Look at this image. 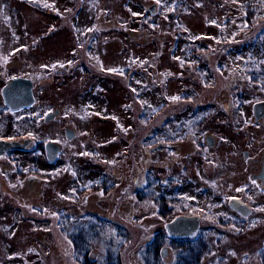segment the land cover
<instances>
[{
  "label": "rangeland",
  "instance_id": "rangeland-1",
  "mask_svg": "<svg viewBox=\"0 0 264 264\" xmlns=\"http://www.w3.org/2000/svg\"><path fill=\"white\" fill-rule=\"evenodd\" d=\"M242 1L0 0V49H19L17 70L49 76L39 98L65 114L44 125L18 121L43 139L56 137L62 154L51 165L39 151L22 152L0 168V264H78L65 233L78 227L88 231L96 264H146L162 218L138 193L208 202L225 164L241 162L246 143L264 132L253 110L264 90L231 79L264 64V20L245 29ZM101 16L106 23L95 33ZM76 57L91 62L88 72L80 66L60 79L61 65ZM183 132L197 140L212 134L215 146L204 157L185 156L196 142H174ZM77 192H86L79 204Z\"/></svg>",
  "mask_w": 264,
  "mask_h": 264
},
{
  "label": "flooded vegetation",
  "instance_id": "flooded-vegetation-1",
  "mask_svg": "<svg viewBox=\"0 0 264 264\" xmlns=\"http://www.w3.org/2000/svg\"><path fill=\"white\" fill-rule=\"evenodd\" d=\"M155 5L150 6L152 11H154ZM102 20L104 19L101 16L98 22L99 26L93 30L95 33L105 25L106 20L104 24ZM82 46L85 47V52L90 54V40H85ZM18 52L19 49L7 52L0 49V139L28 141V144L25 147L9 149L0 154V168H11L16 163L15 155L19 153H35L36 151L40 152L39 154L46 162L54 165L60 160L62 154V145L56 140L57 138L50 136L43 139L32 129L20 128L23 125L18 124V121L21 119L24 126L29 122L34 124L39 122L44 125L64 118V110L57 104L54 107L51 98L49 100L39 98L38 87L46 84L49 81V76L37 79L32 73L17 70L21 66L20 60L17 58ZM70 63L76 64V67L73 71H66L59 77L60 79L67 78L80 66L87 70V63L91 62L76 57L67 60L63 65L69 66ZM263 65L252 69L243 68L238 73L232 72L231 79L239 80L240 83L243 81L248 85L256 84L264 90L262 86L264 85ZM7 84L17 85L21 93H24L27 86L30 85L35 101L31 105H22L18 109H13L3 97V87ZM259 101H264V98L256 100L254 104ZM56 110H59L58 114L46 119L49 113ZM256 120L261 123L264 121V115ZM245 133H247V139L250 140L253 137V132ZM255 133L256 135L254 134L255 137L252 139L253 143L247 142L243 149L242 161L225 164L227 169L222 173L221 180H214L211 183L212 193L208 202L199 205L196 198L192 199L186 194L165 195L160 193L163 198L173 197L174 203L171 202L167 208L162 207L157 210L162 218L161 226L157 232L162 244L156 258L146 251L145 255H148L146 264H264V211L261 210L264 209V132ZM190 136L195 139L196 146L185 156L198 154L204 157L209 153L211 147L215 146L216 138L212 134H207L203 140H197L195 132H183L173 141H182ZM49 141L55 142L60 147L56 160H49L47 157L46 143ZM162 141V143L173 142L166 138H163ZM176 155L178 156H175V159L183 154ZM163 162L165 166L168 164L166 159ZM34 182L30 181L31 187ZM77 195L76 201L79 204L85 193L81 192ZM213 195L214 198L210 201ZM183 203L185 208H182ZM178 216H197L199 218L196 229L191 225L192 234L176 237L168 234L167 223Z\"/></svg>",
  "mask_w": 264,
  "mask_h": 264
},
{
  "label": "trees",
  "instance_id": "trees-1",
  "mask_svg": "<svg viewBox=\"0 0 264 264\" xmlns=\"http://www.w3.org/2000/svg\"><path fill=\"white\" fill-rule=\"evenodd\" d=\"M240 4L241 5L239 8V11L243 13L241 18H242V20H244L248 24V27L245 29H249L252 26H255L260 21L264 20V0H248V1H242V2H240ZM224 41L225 40H223V42ZM228 43H229V40H226L222 45L223 48L227 47ZM193 51L197 52L196 49H194ZM218 64H219L218 65L219 67H217V70L219 72H223V69H224L223 66L220 64V62ZM75 67H76V64H73V63H70L69 66H65V65L61 66V68H62L61 75L66 73V71H71V70L73 71ZM84 71L87 72V70H84ZM126 72L127 71H125V73ZM233 82H235L237 85V84H241L243 81L241 83L239 80H235ZM250 82H253V81H250ZM262 86L264 87V85H262ZM185 98H187V97H185ZM181 99H182L181 97H178L179 101ZM169 100L166 101V103H170ZM166 103H164L162 106H165ZM162 106L160 108H158L156 111L151 112L148 117L145 118L143 116L144 122H146V123L150 122V120L153 119L158 114V111H159V109L162 108ZM239 106H240V104H236L235 106L231 107L232 110L230 111V113L227 114V116L231 120L233 118H235V114H236V113H233V110L235 108L236 109L239 108ZM206 115H207V113H206ZM201 122H202V120L195 122V126L199 125ZM87 189H89V187ZM94 189H96V188H93L92 190L91 189L90 190L93 191ZM79 193H81V192H77L76 194H79ZM84 193H86V192H84ZM137 198H140L138 200L141 202H145L146 204L154 203L155 205H157L159 207V209H161L162 207L167 208L168 207L167 205L169 203H171V202H172V204L174 203L173 197L163 198L160 193L149 192L148 190L147 191L145 190L144 194L138 193ZM185 207L186 206L183 203L182 208H185ZM101 223H104V222H101ZM100 226H101V224H100ZM65 233H66V237L72 243L73 255H74L75 260L79 263H82V264H96V261L91 259V257H90L91 251H90V248L88 245L89 241L87 239L88 231L86 229H84V227H78V228L71 230V231H65ZM128 242L129 241L126 240V244ZM161 244H162V242L159 239V235H157L155 237V239L150 244H147L146 251L149 252L150 255H154L156 258L159 254V249H160ZM147 256L148 255L144 254V259L146 261H148ZM149 259H150V256H149ZM112 264H121V263H120V260H118V262H115Z\"/></svg>",
  "mask_w": 264,
  "mask_h": 264
},
{
  "label": "water",
  "instance_id": "water-1",
  "mask_svg": "<svg viewBox=\"0 0 264 264\" xmlns=\"http://www.w3.org/2000/svg\"><path fill=\"white\" fill-rule=\"evenodd\" d=\"M27 87H28L27 90L24 93H21L19 91L20 88L17 85L15 84L5 85L3 87V97L5 101L13 109H18L22 105H31L35 101V96L32 92L30 85ZM58 113L59 110L49 113L46 116V119H49ZM254 114L256 119H260L264 115V101H259L254 104ZM65 132L68 138H73L75 136V130L72 128H67ZM27 144L28 141L20 142V141H7L0 139V154L8 151L9 149L25 147ZM59 151H60V147L55 142L49 141L46 143V152L49 160H56ZM198 220L199 218L197 216L175 217L172 221L167 223V232L172 237L192 234L193 231L191 225L195 226L194 229H196L199 223Z\"/></svg>",
  "mask_w": 264,
  "mask_h": 264
},
{
  "label": "snow or ice",
  "instance_id": "snow-or-ice-1",
  "mask_svg": "<svg viewBox=\"0 0 264 264\" xmlns=\"http://www.w3.org/2000/svg\"><path fill=\"white\" fill-rule=\"evenodd\" d=\"M157 2L159 3V0H157ZM45 6L47 7L48 5H45ZM133 15H136V13H133ZM109 71H117V69H110ZM172 99H178V97H173ZM253 183H255V181H253ZM261 210L264 211V209H261Z\"/></svg>",
  "mask_w": 264,
  "mask_h": 264
}]
</instances>
